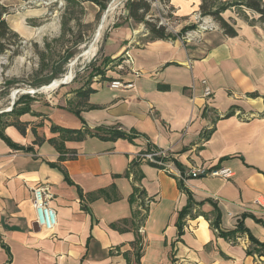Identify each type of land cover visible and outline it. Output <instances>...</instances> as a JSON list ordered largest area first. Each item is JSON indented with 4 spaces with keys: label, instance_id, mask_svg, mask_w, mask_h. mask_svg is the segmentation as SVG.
<instances>
[{
    "label": "crops",
    "instance_id": "1",
    "mask_svg": "<svg viewBox=\"0 0 264 264\" xmlns=\"http://www.w3.org/2000/svg\"><path fill=\"white\" fill-rule=\"evenodd\" d=\"M49 1L0 0L21 42L52 36L58 21ZM201 1L168 0L177 23L167 40L146 41L143 26L124 16L104 45L113 68L86 84V101L76 96L85 85L70 86L28 103L16 118L24 135L3 129L11 145L0 138V264H264V24L239 6L221 14L234 37L216 23L185 42L181 32ZM113 81L133 86L113 89ZM53 126L129 138L77 142ZM148 148L165 152L173 172L139 161ZM217 166L233 177L180 178ZM40 184L52 196L51 230L35 223L32 190ZM135 212L146 214L142 234Z\"/></svg>",
    "mask_w": 264,
    "mask_h": 264
},
{
    "label": "rangeland",
    "instance_id": "2",
    "mask_svg": "<svg viewBox=\"0 0 264 264\" xmlns=\"http://www.w3.org/2000/svg\"><path fill=\"white\" fill-rule=\"evenodd\" d=\"M111 1L109 0L107 6ZM243 1L219 0L217 5L224 9V13L225 11H230L232 8L238 9L241 6L240 3ZM80 2L83 3V1ZM126 3L127 0H120L118 3L119 7L117 6L113 17L109 16L106 19L102 34L95 44V54L89 60H81L75 66L73 78L69 83L62 88L58 87L45 93L24 96H29L30 100L41 101L49 95H55V93L70 86L73 89L83 86L94 77L103 75L105 70L112 69V62L114 61H110L109 58L103 56L104 45L111 28L114 25L120 24L124 16L127 15L125 9ZM46 4L51 8L52 12H55L58 21L55 23L56 29L52 33V36L47 39L48 41H45L46 39L38 43H23L20 41L17 47L9 48L0 56V121L2 119L4 121L5 118L2 116L10 112L5 111L10 108L11 95L14 90L40 89L50 85L54 80L64 79L69 72L71 60L87 50L93 41L101 16L104 13L99 15L98 13H94V8L86 5V3L74 7V15L68 20L66 30L62 34L61 20L67 7L66 1L51 0L48 3L46 2ZM152 14L156 15V17L163 15L161 11L159 14H156V11ZM253 15L258 19L257 15ZM204 17H210L213 20L211 16ZM15 100V104L22 102L28 105V101H23L28 99L23 98L21 94H17ZM22 107L17 106V108Z\"/></svg>",
    "mask_w": 264,
    "mask_h": 264
},
{
    "label": "trees",
    "instance_id": "3",
    "mask_svg": "<svg viewBox=\"0 0 264 264\" xmlns=\"http://www.w3.org/2000/svg\"><path fill=\"white\" fill-rule=\"evenodd\" d=\"M67 7L65 9V12L62 16L61 20V29L62 34H64V31L66 30V27L68 25V20L72 18L74 15V7H78L82 5V3L78 0H65ZM155 0H127L125 9L127 11L126 17L132 21L134 25H141L147 31L146 41H155V40H167L172 39L173 36L171 34H168L165 32V29L161 26H158V18L152 14L154 11H152V3ZM86 2H90L93 5H95L99 11L98 15L103 13L107 7V3L109 0H86ZM160 3L168 4V0H159ZM219 0H202L199 10L201 15L204 16H211L213 20L219 24L220 28L223 30V33L228 37H234L236 35L235 30L226 23L222 17L221 14L223 13L224 9L219 7L218 4ZM242 7H244L247 11H250L251 13L257 15L258 21L262 24H264V5L262 3V0H244L240 3ZM7 14V8L0 6V56L4 54L9 48L17 47V44L20 43V39L18 36L13 33L5 19L4 15ZM196 28L195 25H191L189 27H186L182 30L181 34H184L187 31L194 30ZM89 83V82H87ZM86 83V84H87ZM82 88L80 91L76 92L77 98H79L80 101H86L90 94L93 93V90L86 87ZM26 98L28 100V103L32 100H30L29 96H23V98ZM21 104H24L22 108H17ZM30 109L27 104L22 102H17L12 110L8 114H4L2 117L5 118V120L0 121V138L3 139L7 144L11 145L8 140L3 136L2 131L7 126H14L17 128V130L24 135L25 134V128L23 124L19 123L16 118L20 117L23 114L29 113ZM78 114V113H76ZM13 118L15 122H9L8 119ZM52 132H60V134L66 138L67 140L71 141H77L80 142L85 139V137H97L101 140H116L119 138H129L128 135L121 132L120 130L114 129V130H99V131H90L89 129H81V130H66L59 127L53 126L51 128ZM51 143L54 144V141ZM152 148H148L147 151ZM139 159V157H138ZM140 161V160H139ZM135 194L137 195V198H140L142 196V192L138 190V188L135 189ZM139 206L143 208V201L139 203ZM144 209V208H143ZM188 212V211H187ZM187 212L183 213L181 217H184ZM135 219L137 221V226L143 225L144 221L146 219V214H142L141 212H135ZM218 222L214 221L210 223L211 228L218 230L217 226ZM114 228V226H113ZM116 228V227H115ZM219 232V230H218ZM238 233H242V228H237ZM221 235H224L225 237H228L226 234L219 233ZM229 239H232L231 237H228ZM139 240L137 239L134 243V249L137 252V256L139 255V251L141 250V247L138 245Z\"/></svg>",
    "mask_w": 264,
    "mask_h": 264
},
{
    "label": "built area",
    "instance_id": "4",
    "mask_svg": "<svg viewBox=\"0 0 264 264\" xmlns=\"http://www.w3.org/2000/svg\"><path fill=\"white\" fill-rule=\"evenodd\" d=\"M55 1V0H53ZM41 3V2H39ZM152 9L161 11L163 15L157 16L158 26L165 29V32L173 35L175 33V24L177 20L174 18V14L169 7V4L160 3L159 0H155L152 3ZM159 11V12H160ZM158 14V13H157ZM194 25L196 28L190 30L181 35L182 40L185 42H191L197 39L203 32H213L218 29L217 24L210 17H203L201 13L194 14ZM129 63L128 55L124 56V64ZM118 69H122L121 66H117ZM204 86V96L209 98L212 96L211 89L207 86L206 82H202ZM133 85L123 84L120 81H113L110 83V87L117 88H131ZM139 160L152 164L155 167L165 171L166 173L173 172V167L169 161V157L165 152H160L155 149L145 150L139 154ZM199 177H215L222 180H230L233 177V171L226 166H217L211 170H206L203 167L191 168L188 172L181 176V180L194 179ZM32 204L35 210V223L38 227H44L51 230L55 226V214L50 207V200L52 198L50 189L47 185H38L32 190ZM264 210V203L260 204ZM139 233H143V225H140L138 229Z\"/></svg>",
    "mask_w": 264,
    "mask_h": 264
},
{
    "label": "bare ground",
    "instance_id": "5",
    "mask_svg": "<svg viewBox=\"0 0 264 264\" xmlns=\"http://www.w3.org/2000/svg\"><path fill=\"white\" fill-rule=\"evenodd\" d=\"M119 1L120 0H112L111 1V3L109 4V11H108V14H107V17H106V19L109 17V16H112L113 17V14L115 13V10H116V8H117V6H118V3H119ZM119 7V6H118ZM106 24V23H105ZM105 26V25H104ZM104 26H102L101 27V29L99 30V32L97 33V34H95V41H94V45L91 47V49H87V50H85L84 52H82V54L80 55V56H77V57H79L78 59H77V61L75 62V63H73V64H71V65H69V70H70V76H69V72H68V74L65 76L66 77V82H69L70 80H72V78H73V74H74V68H75V66L78 64V63H80V61L81 60H89L94 54H95V52H96V43L98 42V40H99V38H100V36H101V32H102V29H104L103 27ZM77 57H75V58H77ZM74 58V59H75ZM73 59V60H74ZM73 60H71V62L73 61ZM83 65V64H82ZM64 77V78H65ZM60 80H63V79H60ZM54 85H52V86H45V87H43V90H42V92L41 93H45V92H48V91H51V90H54V89H56V87H53ZM28 91H30V92H32L33 90H28ZM20 94V93H19Z\"/></svg>",
    "mask_w": 264,
    "mask_h": 264
},
{
    "label": "water",
    "instance_id": "6",
    "mask_svg": "<svg viewBox=\"0 0 264 264\" xmlns=\"http://www.w3.org/2000/svg\"><path fill=\"white\" fill-rule=\"evenodd\" d=\"M108 11H109V5L106 7V9H105V11H104V13H103V15L101 16V19H100V22H99V25H98V28H97V30H96V33L95 34H97L98 32H99V30L101 29V27L104 25V23H105V21H106V17H107V14H108ZM94 41H95V36H94V39H93V41L91 42V44L89 45V47L87 48L88 50L89 49H91V47L94 45ZM79 57H77V58H75L72 62H70V65L71 64H73V63H75L76 61H77V59H78ZM69 76H70V70H69ZM71 81V80H70ZM69 81V82H70ZM69 82H66V77L63 79V80H54L50 85H48V86H52V85H54L53 87H56V88H58V87H60V86H64V85H66L67 83H69ZM42 90H43V87L42 88H40V89H35V90H33L32 92H30V91H28V90H21V89H17V90H14L13 92H12V95H11V104H10V108H9V110H7V111H5V112H9V111H11V109L14 107V105H15V99H16V95L17 94H21V95H34V94H39V93H41L42 92Z\"/></svg>",
    "mask_w": 264,
    "mask_h": 264
}]
</instances>
